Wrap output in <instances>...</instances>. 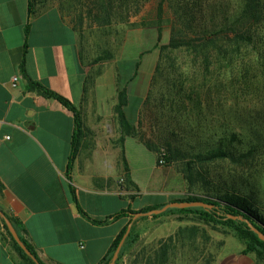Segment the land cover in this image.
Here are the masks:
<instances>
[{"label":"crops","instance_id":"1","mask_svg":"<svg viewBox=\"0 0 264 264\" xmlns=\"http://www.w3.org/2000/svg\"><path fill=\"white\" fill-rule=\"evenodd\" d=\"M34 11L29 0H0V207L22 222L44 264H101L131 219L114 214L185 196L177 191V173L163 170L158 152L137 137L125 138L126 169L116 87L113 104L99 82L87 91L78 32L55 5L37 2ZM28 78L80 112L82 137L70 174L75 114L29 90ZM147 150L154 156L149 164ZM233 249L218 264H264L255 253L244 254L245 246ZM18 261L0 233V264Z\"/></svg>","mask_w":264,"mask_h":264},{"label":"rangeland","instance_id":"2","mask_svg":"<svg viewBox=\"0 0 264 264\" xmlns=\"http://www.w3.org/2000/svg\"><path fill=\"white\" fill-rule=\"evenodd\" d=\"M37 1L44 6L59 7L77 29L82 63L94 79L91 87L95 89L100 83V88L107 92V104H113L116 97L112 92L116 87L118 61L141 57V66L131 83V114L138 117L140 135L148 143L159 145L164 152L163 139L168 137L173 149H177L178 155L171 165H159L177 173L178 192L185 197L206 198L220 191H233V184L241 181L254 182L264 190V64L256 65L257 57L264 51V23L253 34L251 45L242 46L241 57L230 64L228 58H222L207 71L202 59L192 61L191 52L163 54L159 47L169 42L173 26L179 23L177 6L189 11L195 0H164L162 15H159L162 0H140L142 8L137 14L128 0V5H123L124 22L113 21L111 29L103 14L101 20L95 18L100 15L95 0ZM200 1L205 8L221 7L222 14L239 11L242 3ZM206 11L212 12L208 8ZM249 48L250 52L244 55ZM106 51H111L114 58L95 63ZM170 62H175L173 68ZM159 63L162 69L157 71ZM251 65L254 69L243 78L245 68ZM172 132L178 136L174 137ZM224 139L232 156L196 158L198 154L205 155L208 149H217ZM203 143L213 146L205 147ZM251 151L254 152L250 155ZM145 153V162L149 164L154 156L148 150ZM159 160L160 154L158 163ZM137 228L140 238L119 264H150L163 254L166 245L169 250L165 264H218L229 248L244 246L229 230L208 225L188 214L147 216L137 222Z\"/></svg>","mask_w":264,"mask_h":264},{"label":"trees","instance_id":"3","mask_svg":"<svg viewBox=\"0 0 264 264\" xmlns=\"http://www.w3.org/2000/svg\"><path fill=\"white\" fill-rule=\"evenodd\" d=\"M141 1L146 2L148 0ZM29 2L30 13L33 14L35 12L34 7L38 1L29 0ZM126 2H128V0H95L94 5L95 7H99L98 12L100 14L95 15V18L101 20V14H103L105 21L107 22V24H109L108 26H110L111 29L113 27V21H118L120 23L124 22L123 19L125 15H123V12L126 9L123 10V5H128V3ZM131 2L132 3H129V7L131 6V4H133L134 13H139L142 8L140 6V0H131ZM163 2L164 0H162L159 5V15H162V12L164 10ZM241 2V8L239 11L231 10L232 12L227 11L223 14L221 12L223 11V9L215 5H210L209 7H207L209 11H212L211 14H209L206 11L207 8L204 7L203 2H201L200 0L192 1L191 9L189 11L182 10L181 6H177L175 13L178 16L179 23L173 26L172 34L167 44L160 45L162 39V29L161 27H159L158 29V45H160L159 47L161 52L163 54H170L176 51L191 52L194 55L192 61L195 63L196 59H202L207 71L211 70L209 68L210 65L214 64L215 61L219 62L222 58H228L229 64L232 63L235 58L238 59L239 56H242L243 45H251V42L254 38L253 34L256 32V35L258 33V27L263 26L262 24L264 23V0H241ZM75 30L77 31L76 28ZM249 52L250 48L244 55H247ZM113 58V53L111 51H106L105 55H101L98 59H96L95 63L105 60H111ZM171 60L172 58L170 59V61ZM169 64L172 68L175 66V62H170ZM263 64L264 51H261L260 55L257 57L256 65L258 66ZM140 66L141 57L138 59H122L117 63L116 89L118 103L115 106V113L118 115V121L120 124L121 137L119 139V143L122 147V159L127 170L129 169V167L124 148V142L127 136L139 138V140L141 142H144L146 147H148L150 150L158 152V154H160V159H164L165 165H171L178 155L177 149H173L174 145H172V141H169L168 137H165V139H163V142L165 144L164 152L161 151L159 145L148 143L145 138L140 135L138 119L131 114V98L129 94V86L135 79ZM254 67L255 66L251 65L250 67L245 68L246 73H242L243 78L244 74L247 77L249 71L251 69H254ZM161 69L162 65L159 63L156 70L160 71ZM93 85L94 79H92L88 74L85 89L88 91L89 88ZM27 88L29 90L38 91L46 98L57 99L66 108L74 112L76 117V127L73 136L72 152L68 165V174H70L73 170L74 160L78 154L82 137V121L80 112L69 99L59 95L40 82L28 78ZM135 120H137L138 124L132 123V121ZM171 134L174 137L178 136L174 132H172ZM224 140L225 141L217 144V146H219L217 149H208L205 155L198 154L196 155V158H198V160H211L232 156V153L227 151L226 139ZM203 145L205 147L206 145H208V147L213 146L212 144L210 145L206 143H203ZM253 152L254 151H251L249 154L251 155ZM244 182L245 181L234 183L233 191L226 190L225 193L220 191V193L208 196L206 198L199 196H186L184 198H177L173 200L204 201L211 206L186 208L173 207L161 214L152 216L159 217L168 213L188 214L208 225L220 226L221 228L232 232L233 235L244 244V254L255 253L260 259L264 261V240L261 239L259 234L254 230L255 227L260 232L264 233V190L258 187V185L254 182ZM166 204L167 203H161L154 206H148L138 211L130 209L127 211L118 212L113 215V218L129 216L131 218L129 225L132 224L131 231L122 246L119 257L115 264L120 263L126 251L130 250L140 238V231L137 228V222L141 218H145L147 216L133 219V215L140 211L147 212L152 209H160ZM5 218H9L13 222L21 239L25 242L32 255H29L15 241L8 229ZM96 222L102 221L96 220ZM128 226L125 227L118 235L101 264L111 263L118 245L127 232ZM1 228H3L4 231L1 232ZM24 230V225L20 220L8 215L0 207V233L2 234L3 238L8 241L12 248L17 252L19 256L18 264H44L39 259L35 248L32 246V244H30V242H28V240L24 236ZM168 250L169 248L166 245L164 247L163 254L160 257L157 256L154 260H151L150 264H165L168 259Z\"/></svg>","mask_w":264,"mask_h":264},{"label":"water","instance_id":"4","mask_svg":"<svg viewBox=\"0 0 264 264\" xmlns=\"http://www.w3.org/2000/svg\"><path fill=\"white\" fill-rule=\"evenodd\" d=\"M198 206H201V207H208V206H211L209 205L208 203L204 202V201H172V202H169L167 203L165 206H163L162 208L160 209H152L150 211H147V212H137L136 214L133 215V219H137L139 217H142V216H152V215H157V214H161L165 211H167L168 209L170 208H173V207H182V208H186V207H198ZM5 222L8 226V229L10 231V233L12 234L13 238L15 239V241L29 254V255H32L31 254V251L29 250V248L27 247V245L25 244V242L21 239L17 229L15 228L13 222L9 219V218H5ZM131 228H132V224H130L128 226V229H127V232L126 234L124 235V238L122 239V241L120 242V244L118 245L115 253H114V256L112 258V261L110 264H115L118 257H119V254H120V251L122 249V246L126 240V238L128 237L130 231H131ZM254 230L259 234L260 238L264 240V233L260 232L257 228L254 227ZM35 259V258H34Z\"/></svg>","mask_w":264,"mask_h":264},{"label":"built area","instance_id":"5","mask_svg":"<svg viewBox=\"0 0 264 264\" xmlns=\"http://www.w3.org/2000/svg\"><path fill=\"white\" fill-rule=\"evenodd\" d=\"M17 80H18V77H14V81L17 82ZM159 164H160V165H165V161H164V159H160V160H159Z\"/></svg>","mask_w":264,"mask_h":264}]
</instances>
